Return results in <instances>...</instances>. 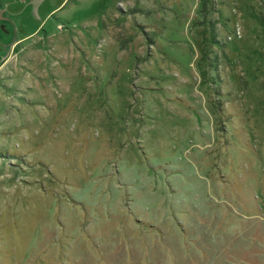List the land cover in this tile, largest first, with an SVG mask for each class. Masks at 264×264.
Returning <instances> with one entry per match:
<instances>
[{
  "label": "rangeland",
  "instance_id": "374dc122",
  "mask_svg": "<svg viewBox=\"0 0 264 264\" xmlns=\"http://www.w3.org/2000/svg\"><path fill=\"white\" fill-rule=\"evenodd\" d=\"M61 5L0 47V264H264V0Z\"/></svg>",
  "mask_w": 264,
  "mask_h": 264
},
{
  "label": "flooded vegetation",
  "instance_id": "af4514ba",
  "mask_svg": "<svg viewBox=\"0 0 264 264\" xmlns=\"http://www.w3.org/2000/svg\"><path fill=\"white\" fill-rule=\"evenodd\" d=\"M64 1L0 0V47L6 51L9 46H15L21 39L17 38V32L22 29V24L26 20L45 23L56 8H63L61 4ZM55 4H57L56 7H54ZM4 39H10L9 43H6Z\"/></svg>",
  "mask_w": 264,
  "mask_h": 264
}]
</instances>
